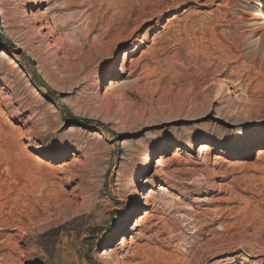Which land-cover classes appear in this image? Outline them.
Returning <instances> with one entry per match:
<instances>
[{
	"label": "rangeland",
	"instance_id": "rangeland-1",
	"mask_svg": "<svg viewBox=\"0 0 264 264\" xmlns=\"http://www.w3.org/2000/svg\"><path fill=\"white\" fill-rule=\"evenodd\" d=\"M263 33L264 0H0V264L97 228V264H264Z\"/></svg>",
	"mask_w": 264,
	"mask_h": 264
},
{
	"label": "bare ground",
	"instance_id": "bare-ground-1",
	"mask_svg": "<svg viewBox=\"0 0 264 264\" xmlns=\"http://www.w3.org/2000/svg\"><path fill=\"white\" fill-rule=\"evenodd\" d=\"M262 35H264V33L262 34ZM1 69V71L2 72H6L5 74H8L9 72L7 71V69H5V67L3 68V67H1L0 68ZM5 70V71H4ZM124 71V68L122 69L121 68V70H120V72L122 73ZM0 79H2V77H0ZM1 81V80H0ZM9 82H12V80H9ZM8 88H11V86H9ZM107 92V91H106ZM223 139H218V138H216V137H210V138H208V139H206V142H203V143H201L200 145H198V146H200L199 147V151L200 152H202V153H204V152H206V151H208L209 149H210V147L213 145V144H221V145H227V144H225V143H223ZM184 148V146L183 145H181V144H179V145H177L176 147H175V150L176 151H180V150H182ZM257 150H262L261 148H259V149H257ZM250 152H256L255 150H253V149H251L250 151H249V153ZM217 158H219V157H217ZM220 160V159H219ZM164 162H165V158L164 157H159V159H157V162H156V164H155V168H157V169H159V170H161L162 169V167L164 166ZM158 173H160V171H158L156 174L158 175ZM142 195H140V197L139 198H141V199H144V193H141ZM145 202V201H144ZM146 204H147V202H145ZM143 216H141V217H139V218H142ZM129 232H132L133 231V229L132 228H130L129 230H128ZM129 235L127 234V235H123L122 236V239H121V241H120V243H119V247H120V249L121 250H124V248H125V246H126V244L129 242V237H128ZM113 254H115V252L113 251V250H109V253H108V255L109 256H112Z\"/></svg>",
	"mask_w": 264,
	"mask_h": 264
},
{
	"label": "trees",
	"instance_id": "trees-1",
	"mask_svg": "<svg viewBox=\"0 0 264 264\" xmlns=\"http://www.w3.org/2000/svg\"><path fill=\"white\" fill-rule=\"evenodd\" d=\"M33 80L39 87H42L43 84L40 82L39 79H36V77H33ZM64 111L66 112V110H64ZM99 230L100 229H98V228L97 229H92L90 231V236L86 239V244L88 245V251H89V254H87V258L89 259L91 264H97L96 262H94L91 259L90 255H91L93 244H94V238H95L94 234L95 233L98 234L100 232Z\"/></svg>",
	"mask_w": 264,
	"mask_h": 264
}]
</instances>
